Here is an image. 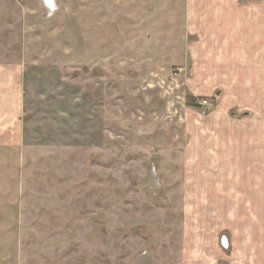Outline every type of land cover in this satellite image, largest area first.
Returning a JSON list of instances; mask_svg holds the SVG:
<instances>
[{
    "label": "rangeland",
    "instance_id": "obj_1",
    "mask_svg": "<svg viewBox=\"0 0 264 264\" xmlns=\"http://www.w3.org/2000/svg\"><path fill=\"white\" fill-rule=\"evenodd\" d=\"M54 2L0 0V264H264V0L190 3L243 13L224 77L189 2Z\"/></svg>",
    "mask_w": 264,
    "mask_h": 264
},
{
    "label": "crops",
    "instance_id": "obj_2",
    "mask_svg": "<svg viewBox=\"0 0 264 264\" xmlns=\"http://www.w3.org/2000/svg\"><path fill=\"white\" fill-rule=\"evenodd\" d=\"M55 1V0H54ZM128 1V0H126ZM168 0H164L167 2ZM174 1H184L189 2V8L183 11H177L174 17L185 18V23H188L187 27L190 31L187 33L185 40L190 41L193 37L200 41L187 42L186 47H182L187 51V57L190 63L198 67L196 70L199 71L202 67L204 69V74L197 73V77H224V74L218 73L219 67L228 65L230 60H235L238 57H243L245 55L244 50L240 48L238 44V32H230L231 26L238 29L239 21L238 19L243 16V13L238 11H231L228 9H208L204 8H191L190 3H194L197 0H174ZM203 3L208 2V0H199ZM218 1V0H216ZM55 3V2H54ZM207 5V4H205ZM177 22V21H176ZM181 24V21H179ZM158 34L159 39L155 40V49L158 50L157 58L164 59L165 50L174 49L168 42L163 40L162 33L159 30L155 32ZM152 36L146 35L148 43L150 42ZM150 39V40H149ZM171 42V41H169ZM243 51V52H241ZM172 55V54H168ZM259 73L261 76L262 70L264 71V64L261 61L257 62ZM158 65H164V61H161Z\"/></svg>",
    "mask_w": 264,
    "mask_h": 264
},
{
    "label": "bare ground",
    "instance_id": "obj_3",
    "mask_svg": "<svg viewBox=\"0 0 264 264\" xmlns=\"http://www.w3.org/2000/svg\"><path fill=\"white\" fill-rule=\"evenodd\" d=\"M43 2L49 4L51 7L53 6L54 0H42Z\"/></svg>",
    "mask_w": 264,
    "mask_h": 264
},
{
    "label": "built area",
    "instance_id": "obj_4",
    "mask_svg": "<svg viewBox=\"0 0 264 264\" xmlns=\"http://www.w3.org/2000/svg\"><path fill=\"white\" fill-rule=\"evenodd\" d=\"M202 105H203L204 108H207L208 101H203ZM203 114L206 115V111H204Z\"/></svg>",
    "mask_w": 264,
    "mask_h": 264
}]
</instances>
